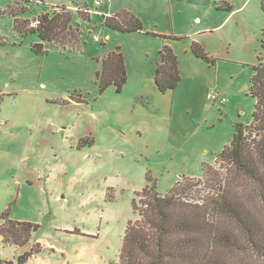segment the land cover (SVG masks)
I'll use <instances>...</instances> for the list:
<instances>
[{
  "label": "rangeland",
  "instance_id": "obj_1",
  "mask_svg": "<svg viewBox=\"0 0 264 264\" xmlns=\"http://www.w3.org/2000/svg\"><path fill=\"white\" fill-rule=\"evenodd\" d=\"M95 1L0 0V226L7 213L40 224L23 249L0 234V258L16 262L39 245L29 264H118L144 186L165 195L184 176L203 179L235 124L252 121L262 0ZM65 10L82 32L79 48L50 42L37 54L38 33L14 27L16 17L35 25ZM124 10L142 30L104 25L103 15ZM194 41L216 64L192 53ZM164 45L181 75L167 92L154 81ZM112 51L123 53L127 82L101 92L98 72Z\"/></svg>",
  "mask_w": 264,
  "mask_h": 264
},
{
  "label": "trees",
  "instance_id": "obj_2",
  "mask_svg": "<svg viewBox=\"0 0 264 264\" xmlns=\"http://www.w3.org/2000/svg\"><path fill=\"white\" fill-rule=\"evenodd\" d=\"M261 7L264 11V0ZM72 21L69 11L45 12L35 25L16 17L14 27L23 34L37 32L41 41L32 48L41 54L50 42L80 47L82 32ZM103 23L117 31L144 27L140 18L126 10L103 15ZM191 51L216 64L201 43L194 41ZM102 63L101 92L112 84L122 91L127 82L123 53L112 51ZM253 71L251 123L235 124L231 143L217 155L219 166H204L203 179L184 176L165 195L156 185L144 186L139 193L143 206L139 208L133 200V213L139 217L127 223L118 264H264V55ZM154 81L161 92L174 90L181 81L178 57L169 45L160 50ZM146 179L151 181L148 173ZM3 219V242L17 247L27 246L40 229V224L12 219L9 213ZM41 252L37 245L18 255L16 262L0 258V264H29L30 257Z\"/></svg>",
  "mask_w": 264,
  "mask_h": 264
},
{
  "label": "built area",
  "instance_id": "obj_3",
  "mask_svg": "<svg viewBox=\"0 0 264 264\" xmlns=\"http://www.w3.org/2000/svg\"><path fill=\"white\" fill-rule=\"evenodd\" d=\"M102 3H103V0H96L95 1V4L97 5V6H100V5H102ZM96 39H98L97 37H96ZM218 93L216 92V91H210L209 93H208V97L209 98H212V99H216L217 97H218Z\"/></svg>",
  "mask_w": 264,
  "mask_h": 264
},
{
  "label": "crops",
  "instance_id": "obj_4",
  "mask_svg": "<svg viewBox=\"0 0 264 264\" xmlns=\"http://www.w3.org/2000/svg\"><path fill=\"white\" fill-rule=\"evenodd\" d=\"M10 246H13L14 248H16V250H18V249H23V247H17V246H15V245H10ZM21 253H19V255H20ZM35 255H38V254H34L33 256H35ZM33 256H31L30 257V259H29V263H32L31 261H32V257Z\"/></svg>",
  "mask_w": 264,
  "mask_h": 264
}]
</instances>
